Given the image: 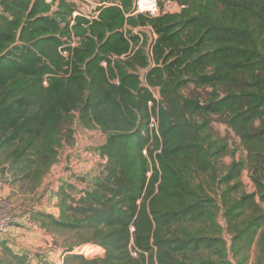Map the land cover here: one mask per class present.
Listing matches in <instances>:
<instances>
[{
    "label": "trees",
    "instance_id": "16d2710c",
    "mask_svg": "<svg viewBox=\"0 0 264 264\" xmlns=\"http://www.w3.org/2000/svg\"><path fill=\"white\" fill-rule=\"evenodd\" d=\"M94 1L86 16L71 0H0L4 183L35 193L75 123L104 135L98 173L61 182L58 213L28 221L61 238L63 264H264V0H157L154 16ZM13 246L0 241V264H53Z\"/></svg>",
    "mask_w": 264,
    "mask_h": 264
},
{
    "label": "rangeland",
    "instance_id": "374dc122",
    "mask_svg": "<svg viewBox=\"0 0 264 264\" xmlns=\"http://www.w3.org/2000/svg\"><path fill=\"white\" fill-rule=\"evenodd\" d=\"M71 1L74 2L77 13L86 16L93 14L96 6L94 0ZM143 31L146 32L149 41H151L154 34L147 28L143 29ZM201 93L203 96L205 95V91H201ZM154 94L156 98H159L156 90ZM212 128L215 133L226 136L232 147L238 148V139L226 126L216 121L212 123ZM73 130L72 145H65L60 149L57 164L51 168L35 193L27 192L18 185H8L4 183L5 178L0 176V213L10 215L14 221L10 228L11 235L0 236V241H6L11 246L26 247L28 252L34 255L42 253L51 254L52 256L62 251L58 245H54L52 242L54 238L59 241L61 238L47 234L39 229L37 225L30 223L27 212L30 208H33L57 214L56 199L52 196V192L59 184L64 181H71L76 189L79 190L83 187V184L78 181V178L72 176L84 174L89 178L96 175L101 168L102 158L96 154V149L103 142L104 135L98 130H85L77 123L73 124ZM241 153V148L239 147L237 154L241 155ZM223 160L227 164L230 162V157H225ZM242 181L245 190L251 192L253 187L246 171L242 173ZM21 237L25 239L21 240ZM84 254L87 257H91L87 253ZM254 261L255 255L252 253L249 264H254Z\"/></svg>",
    "mask_w": 264,
    "mask_h": 264
},
{
    "label": "built area",
    "instance_id": "2783aa9c",
    "mask_svg": "<svg viewBox=\"0 0 264 264\" xmlns=\"http://www.w3.org/2000/svg\"><path fill=\"white\" fill-rule=\"evenodd\" d=\"M46 1L48 2L50 0H46ZM163 7H164L165 11H175V10H178L180 8V6H178L176 3L171 2V1L164 2ZM134 10H135L134 11L135 13H143V14H147L150 16H154L158 13L159 5H158L157 0H135L134 1ZM63 54L65 55V52H63ZM150 126L156 127V119L155 118H151ZM13 223H14L13 218L10 215L0 213V236L9 235L10 234V228H11ZM85 247H89L92 249L89 252H84V253H87L91 256H94L96 254H99V252H101V249L97 246H94V245H82L79 247H75L73 252L85 255L83 253V249ZM47 255L53 264H63V254L61 253V251H60V253H58L56 255H52V256H51V254H47ZM133 255H135V253H133Z\"/></svg>",
    "mask_w": 264,
    "mask_h": 264
},
{
    "label": "crops",
    "instance_id": "0c3cea01",
    "mask_svg": "<svg viewBox=\"0 0 264 264\" xmlns=\"http://www.w3.org/2000/svg\"><path fill=\"white\" fill-rule=\"evenodd\" d=\"M10 235H11V234H9V236H10ZM11 237H12V236H11ZM20 239H21V240H24L25 238H24V237H21ZM16 240H17V239H16ZM21 247H22V246H19V247H18V245H14V246H13V248H14L15 251L20 250V249H23V250H27V249H28V248H26V247H25V248H21Z\"/></svg>",
    "mask_w": 264,
    "mask_h": 264
},
{
    "label": "bare ground",
    "instance_id": "6f19581e",
    "mask_svg": "<svg viewBox=\"0 0 264 264\" xmlns=\"http://www.w3.org/2000/svg\"><path fill=\"white\" fill-rule=\"evenodd\" d=\"M91 250V248H89V247H85L84 249H83V252H89Z\"/></svg>",
    "mask_w": 264,
    "mask_h": 264
}]
</instances>
